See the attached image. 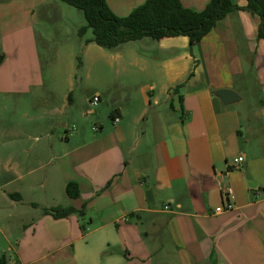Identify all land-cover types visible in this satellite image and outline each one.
I'll return each instance as SVG.
<instances>
[{"label": "crops", "instance_id": "0c3cea01", "mask_svg": "<svg viewBox=\"0 0 264 264\" xmlns=\"http://www.w3.org/2000/svg\"><path fill=\"white\" fill-rule=\"evenodd\" d=\"M36 1L0 0L4 28L11 20L27 24ZM106 1L126 16L145 0ZM180 1L200 11L209 0ZM257 27L256 15L237 9L193 46L185 35L145 36L109 52L85 43L109 59L110 74L97 96L109 104L111 128L93 113L98 131L91 139L83 140L82 132L71 139L65 126L60 138L51 128L34 137L27 129L23 138L29 143H19L17 127L3 128L2 101L35 96L44 84L37 77L5 80L12 87L0 88V140L8 131L14 140L0 157V212L19 220L15 214L25 205L41 211L15 245L9 241L8 264H153L165 245L179 264H264V99L248 119L240 91L244 80L251 82L252 55L254 83L264 84V39ZM219 89L239 99L224 104L214 94ZM8 113L13 117L17 110ZM238 156L243 160L235 161ZM69 181L79 185L76 198L65 191ZM226 187L234 192L235 207L214 213ZM39 188L52 201L42 202ZM56 205L82 212L61 218L42 212Z\"/></svg>", "mask_w": 264, "mask_h": 264}, {"label": "rangeland", "instance_id": "374dc122", "mask_svg": "<svg viewBox=\"0 0 264 264\" xmlns=\"http://www.w3.org/2000/svg\"><path fill=\"white\" fill-rule=\"evenodd\" d=\"M36 2L38 4L35 5V10L28 14L27 24L23 22L17 25L16 21L11 20L9 29H5L4 21L0 19V25H3L0 27V80L1 83L4 82L0 88L11 89V84L5 85L7 83L5 80L11 78L37 77L42 79L44 84L34 93L35 96L16 95L11 98L12 100L2 101L3 128L12 130L14 126L17 127L20 134L17 139L19 143L28 142L23 138V132L27 129L32 131L34 137L40 136L41 131L51 128L53 138H60L66 132L65 126L75 127V131L70 135L71 139L81 132L84 135L83 140L96 137L92 126L98 123V120L93 113L103 115L108 120L110 129V110L105 99L102 102L97 101L96 105H90V100L94 95L97 96L99 89L106 86L110 74L107 67L109 59L97 56L93 48L109 52L108 48L94 42L91 43L93 48H86L85 40L92 37V30L87 28L83 34L79 33V28L86 26L81 9L61 0L52 1L51 4H43L40 0ZM79 57L81 66L78 65ZM253 57L252 55L250 60L252 70L247 79L251 82L247 86L244 80L245 88L240 90L243 98L242 110L246 114L250 113L248 119H251L252 107L264 99L262 95L264 84L254 83L256 76ZM65 97L68 100L66 106ZM52 108L55 110L51 111ZM58 108L60 111L57 112ZM16 110L17 114L11 117L8 112ZM83 119L88 120V124L81 125ZM102 131H105V128L101 133ZM241 131L246 134L247 127ZM13 140L9 131L2 133L0 157L11 151ZM26 165L24 163L22 167ZM0 167H4V164L0 163ZM36 194L42 202L52 201L47 199L48 195L43 188H39ZM22 209L24 211H21L20 215L15 214L19 220L15 217L10 220L0 212V256L11 257L9 241L15 245L16 237L23 234L24 225L41 212L39 208L34 209L28 205ZM124 250L126 249L120 248V254H123ZM173 257L169 246L159 247L154 253L153 264H179Z\"/></svg>", "mask_w": 264, "mask_h": 264}, {"label": "trees", "instance_id": "16d2710c", "mask_svg": "<svg viewBox=\"0 0 264 264\" xmlns=\"http://www.w3.org/2000/svg\"><path fill=\"white\" fill-rule=\"evenodd\" d=\"M61 1L83 11L86 26L80 27L79 33L83 34L87 28L92 30V37L86 39L85 43L94 42L108 49L145 36L160 39L185 35L189 45L193 46L219 19L237 9H244L258 17L257 36L264 39V0H246V4L241 7L233 0H209L200 11L184 7L180 0H145L126 16L116 15L106 0ZM78 65L81 66L80 57ZM65 191L70 198L80 194L79 185L75 181L67 182ZM42 212L61 218L82 211L71 205H56L44 208ZM0 264H8L5 255L0 256Z\"/></svg>", "mask_w": 264, "mask_h": 264}, {"label": "built area", "instance_id": "2783aa9c", "mask_svg": "<svg viewBox=\"0 0 264 264\" xmlns=\"http://www.w3.org/2000/svg\"><path fill=\"white\" fill-rule=\"evenodd\" d=\"M98 101V96L94 95L91 100L90 103L91 104H96V102ZM119 120L118 116H114L113 117V121L117 122ZM92 130L94 132L98 131V127L93 126ZM75 131V127L71 126L68 129V133H73ZM243 160L242 156H238L235 161L240 162ZM222 198H223V202L217 206L214 207L213 211L214 213H222V212H228L234 209L235 204H234V200H235V195L233 190L230 187H226L224 188V190H222ZM165 209H169L170 205L166 204L164 206Z\"/></svg>", "mask_w": 264, "mask_h": 264}, {"label": "water", "instance_id": "95a60500", "mask_svg": "<svg viewBox=\"0 0 264 264\" xmlns=\"http://www.w3.org/2000/svg\"><path fill=\"white\" fill-rule=\"evenodd\" d=\"M214 94L218 96L224 104L233 103L239 99L238 95L230 89H219L214 91Z\"/></svg>", "mask_w": 264, "mask_h": 264}]
</instances>
